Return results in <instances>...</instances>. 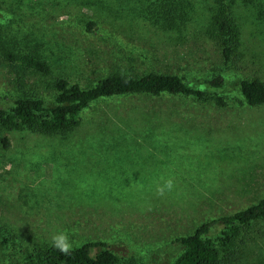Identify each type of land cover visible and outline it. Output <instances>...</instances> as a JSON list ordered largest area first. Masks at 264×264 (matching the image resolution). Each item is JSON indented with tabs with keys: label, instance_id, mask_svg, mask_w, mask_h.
<instances>
[{
	"label": "rangeland",
	"instance_id": "obj_1",
	"mask_svg": "<svg viewBox=\"0 0 264 264\" xmlns=\"http://www.w3.org/2000/svg\"><path fill=\"white\" fill-rule=\"evenodd\" d=\"M222 8L237 32L228 58L212 23ZM1 37L50 70L17 77L0 63V108L18 95L50 100L56 78L88 87L150 71L178 74L224 104L120 95L92 102L66 134L0 132V264H30L28 251L60 231L73 247L103 241L125 263L172 264L184 250L178 237L264 196V105H248L238 88L264 81V0H0ZM216 76L223 87L207 83ZM169 178L173 190L157 196ZM235 247L228 264H264V219L242 226Z\"/></svg>",
	"mask_w": 264,
	"mask_h": 264
},
{
	"label": "trees",
	"instance_id": "obj_2",
	"mask_svg": "<svg viewBox=\"0 0 264 264\" xmlns=\"http://www.w3.org/2000/svg\"><path fill=\"white\" fill-rule=\"evenodd\" d=\"M172 9L164 12L163 26L172 27ZM175 20V18H174ZM213 29L222 37L225 58L230 54V42H237L235 26L224 13L223 8L212 21ZM94 22L88 23V30L94 29ZM0 63L7 65L17 73L27 70L48 73L46 60L37 53H20L10 47L4 38H0ZM214 87H223L222 76L207 81ZM54 95L50 100L32 95L13 96L10 105L0 108V132L27 129L41 134H66L79 124L80 113L92 102L102 98L142 94L157 96L163 93L183 94L197 100L213 98L218 105H223L221 97L206 96L205 91L196 87L175 73L150 71L140 76H130L115 72L96 80L88 87L66 78L54 80ZM19 88L20 85L18 86ZM243 100L250 106L264 105V81L255 77L242 79L238 85ZM21 90V89H19ZM6 147L8 140L1 137ZM264 219V196L257 202L201 223L195 230L176 240L184 246L182 253L172 264H228L238 259L235 238L242 226ZM215 225H222L224 231L216 240L206 236ZM96 249L95 252L92 250ZM30 264H131L120 260L119 256L108 248L103 241H87L73 247L70 254H63L51 245L43 248L34 247L28 251Z\"/></svg>",
	"mask_w": 264,
	"mask_h": 264
},
{
	"label": "clouds",
	"instance_id": "obj_3",
	"mask_svg": "<svg viewBox=\"0 0 264 264\" xmlns=\"http://www.w3.org/2000/svg\"><path fill=\"white\" fill-rule=\"evenodd\" d=\"M174 186V178L164 180L163 183H157L155 188L156 195L163 197L166 193L171 192ZM51 246L65 255L70 254L73 250V242L69 240V236L66 231H60L52 235Z\"/></svg>",
	"mask_w": 264,
	"mask_h": 264
}]
</instances>
